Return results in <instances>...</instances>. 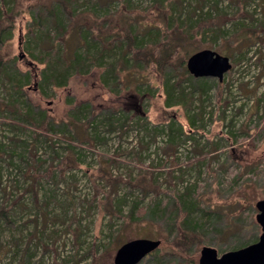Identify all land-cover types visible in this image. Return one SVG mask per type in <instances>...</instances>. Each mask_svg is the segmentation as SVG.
Returning a JSON list of instances; mask_svg holds the SVG:
<instances>
[{
	"label": "rangeland",
	"instance_id": "obj_1",
	"mask_svg": "<svg viewBox=\"0 0 264 264\" xmlns=\"http://www.w3.org/2000/svg\"><path fill=\"white\" fill-rule=\"evenodd\" d=\"M60 1L0 0V11L17 14L12 35L0 41V93L10 92V71L30 73L24 91L34 108L28 119L0 112V264H114L121 245L137 238L162 241L138 264H194L164 251L177 247L171 221L184 216L182 205L183 228L199 238L188 255L196 264L204 246L221 255L257 242L264 0ZM72 7L87 10L80 17L92 27L85 43V25L68 34L55 26L59 18L67 22ZM33 13L42 18L41 48L60 46L66 35L70 54L96 57L103 54L98 37L110 42L117 34L103 55L110 73L91 65L67 87L41 88L44 65L26 51ZM171 22L186 30L187 41L162 74L131 59L126 31L150 41ZM49 36L59 39L53 44ZM203 49L230 58L222 81L186 75L189 57ZM137 88L149 96L139 100ZM167 88L181 104H166Z\"/></svg>",
	"mask_w": 264,
	"mask_h": 264
},
{
	"label": "trees",
	"instance_id": "obj_2",
	"mask_svg": "<svg viewBox=\"0 0 264 264\" xmlns=\"http://www.w3.org/2000/svg\"><path fill=\"white\" fill-rule=\"evenodd\" d=\"M66 1L71 2V0H61L59 3L64 5ZM74 1L76 3H80V1H82V4H80V6H86L88 4L94 7L97 4L93 0H74ZM66 11L68 13L67 22L62 21V19L59 18L57 19L56 21L57 25L55 26H58L62 30L63 27L64 28L66 27L67 28L66 34H68L72 30L79 31L81 27H84L85 25L87 28L86 32L79 39L80 41L82 39V42L85 43V41L89 37L88 35H90L89 27L91 26L88 25L86 22L83 23L82 18L80 17H82L83 16L82 14L87 11L86 8L75 9L72 7L71 10L66 9ZM76 11L82 13L77 14ZM30 15H31L30 21H32L33 25L32 27L29 26L30 29L29 31L30 32L34 31V32L31 36L32 39L31 38L28 39L26 51L33 57L35 61H37V63L44 65L41 70V73L39 74L41 79L39 85L41 88H45V87L47 88V86L50 85H54V87H59V88L67 87L70 79L74 77L75 74H80V72L82 71L81 69L83 70L89 69L91 65H95L98 69L103 68L104 71H106V68H108L107 64L109 62L107 64H104L103 55L106 51H112V49H110L111 48L110 42H112L113 40H117V34L114 37V39H112L110 42L106 41L105 36L98 37L99 46L101 47L103 54H100L99 56L96 57H91L90 55L86 54L84 51L81 54L79 53L70 54L69 53L70 43L67 41L65 37L66 35H64V37L60 39L62 42L60 46L57 45L58 47L54 46V48L50 46L47 49H45V48H41L44 42L42 40V36H45V33L43 34L41 32L36 31L39 23L42 20L41 15L36 16L34 13ZM16 18H17V14L13 11V8L0 11V41H2V43L4 42L5 39H9L10 36L12 35V30ZM104 19L105 22H107L108 19L110 18L106 16L104 17ZM134 29L135 28H132V31L131 30L126 31L125 39L127 40V44L124 45L127 47V50L133 54L131 59L133 61L142 62V63L143 62L153 63L154 65L159 67V71L161 74L164 72V68H166V66H170V64L173 63V61L175 60V55L177 50L181 46H183L187 41L186 30L183 27L181 28L177 26V24L174 25L172 22L170 26L168 25L164 30H160V33L159 32L151 33L150 41L142 37L141 33ZM100 32H103V30L102 31L100 30ZM49 38L48 41L52 42L53 44L55 43V41L59 39L58 38L54 40L53 37L51 36H49ZM188 56H185L180 60L181 65H183L186 62ZM3 62H4V58H2V56L0 55V68ZM109 68L110 70L112 69L111 67ZM109 68H108V73H110ZM185 72L186 75L189 74L187 69H185ZM108 73H106L103 76L105 81L109 77ZM8 74L11 77L9 81L10 83H8L10 87V92H8V94L0 93V112L5 111L6 113L9 114H16V112L19 113L24 112L25 115L27 114V116H25L26 119H28V116L33 114L34 108L32 102H30L26 92L24 91V87L27 84H29L32 76L30 73H25L22 76H18V74L17 75L15 74V71H10V73ZM122 83L123 81L120 80L119 84L122 85ZM166 94L167 95L165 101L168 106L182 103V102H178V103L172 102L173 99L178 100V97L175 96L174 91L170 90V88L169 89L167 88ZM135 95L139 98V100L145 99L147 96H149L148 92L140 91V89L136 91ZM87 107H89V105H87ZM129 109L133 110L132 108ZM192 123L194 126L196 125L195 121H192ZM173 125L174 123H172L170 127H173ZM84 126H88V124H85ZM171 129L173 130V128ZM29 174L30 173H28V176ZM187 204H189V202ZM180 211H183V213H185L184 216L174 217L173 218L174 220L171 221V223H173L178 230L177 237L175 239L177 243L175 245L177 247H175V249H171V251H169L168 249L164 251L165 253H168L172 256L177 255L178 257H182V256L186 257L190 259L192 263L196 264L194 258L188 257V255L194 253L190 248L195 244V242L198 241L199 238L196 235V233H194V231L191 230L188 231L183 228L184 227L183 222L185 221V218L188 214L187 211L185 210L184 205H182V210ZM156 212H157L156 210H153V214H155ZM204 225L205 224L202 223L200 224L198 222H195L196 229L199 230L203 229ZM257 238L258 236L254 237L253 239L256 240ZM198 244L202 245L200 242ZM242 244L243 243H241L238 246H235L234 248L240 247Z\"/></svg>",
	"mask_w": 264,
	"mask_h": 264
},
{
	"label": "water",
	"instance_id": "obj_3",
	"mask_svg": "<svg viewBox=\"0 0 264 264\" xmlns=\"http://www.w3.org/2000/svg\"><path fill=\"white\" fill-rule=\"evenodd\" d=\"M231 69L230 58L211 49L200 50L187 61L188 72L196 78L212 77L222 81ZM256 208V221L262 229L257 242L221 255L217 249L204 246L200 251L199 264H264V200H259ZM161 242L160 239L148 238L130 240L117 250L114 264H138L156 251Z\"/></svg>",
	"mask_w": 264,
	"mask_h": 264
},
{
	"label": "bare ground",
	"instance_id": "obj_4",
	"mask_svg": "<svg viewBox=\"0 0 264 264\" xmlns=\"http://www.w3.org/2000/svg\"><path fill=\"white\" fill-rule=\"evenodd\" d=\"M194 15H195V13H194ZM261 37V36H260ZM262 39V38H261ZM114 52V51H113ZM16 93V92H15ZM11 96V95H10ZM25 98V97H24ZM19 100V99H18Z\"/></svg>",
	"mask_w": 264,
	"mask_h": 264
}]
</instances>
